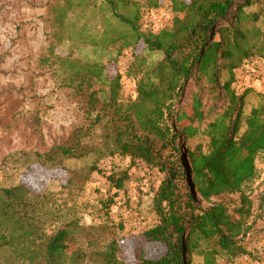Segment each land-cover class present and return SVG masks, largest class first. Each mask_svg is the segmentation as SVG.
Segmentation results:
<instances>
[{
    "label": "trees",
    "instance_id": "1",
    "mask_svg": "<svg viewBox=\"0 0 264 264\" xmlns=\"http://www.w3.org/2000/svg\"><path fill=\"white\" fill-rule=\"evenodd\" d=\"M130 1L104 0L108 16L103 18L101 38L108 49L118 44L117 56L124 50L133 56V49L139 43L144 45L151 60L135 57L125 72L135 83L136 97L121 101L122 74L116 73L108 81L106 66L101 63L63 58L60 64L71 68L69 83H77L75 88L87 101L85 111L94 117L88 128L72 131L58 146L43 154L27 155L26 161L54 167L67 160L88 159L72 177L71 183L80 191L91 173L103 174L98 167L101 160L125 159L129 162L125 170H113L106 176L109 187L120 190L128 180V170L137 163L164 169L161 154L168 148L176 152L179 136L184 140L203 136L206 150L199 147L188 154L185 175L190 188L180 192L176 169L167 175L153 197L159 222L140 236L143 243L163 245L166 252L148 258L143 247L137 246L136 264H184L181 255L196 251L200 241L214 240L231 256L244 254L235 242L244 232L242 221H235L223 204H210V200L240 194L238 213L248 215L251 201L244 192L257 179L256 160L264 157V95L258 94L257 104L244 113L249 92L238 96L232 89L234 70L253 56L264 59V45H256L264 33L243 26L258 20L257 15L244 12L254 0H241L229 21L225 20L232 0H172V24L156 33L142 28L141 14L143 9L158 7V0ZM121 7L128 13L120 12ZM225 63L228 79L219 88V70ZM101 82L108 89L93 90L94 84ZM191 83L197 91L190 93V103L181 105ZM205 89L212 95L220 89L225 100L210 122L207 117L212 107L204 112L202 103ZM52 197L34 194L24 185L0 188V259L9 254V260L0 264H123L117 258V237L109 232L113 197L100 202L107 219L97 225H81L75 217H57L60 212ZM195 198L209 204L198 214H194ZM49 215L56 222L53 229L45 230ZM216 253L206 250L204 264H218Z\"/></svg>",
    "mask_w": 264,
    "mask_h": 264
},
{
    "label": "rangeland",
    "instance_id": "2",
    "mask_svg": "<svg viewBox=\"0 0 264 264\" xmlns=\"http://www.w3.org/2000/svg\"><path fill=\"white\" fill-rule=\"evenodd\" d=\"M133 2L141 4L143 1H130ZM171 2L158 0L159 4L170 6ZM240 2L232 0L225 21L231 19ZM126 10L120 8V12L128 13ZM244 12L257 15L258 20L243 26L264 33V0H254ZM107 16L104 0H0V188L24 185L34 194L52 195L60 212L57 217H75L81 225L103 224L107 218L100 209V202L113 197L108 224L111 225L110 236H116L118 240L117 258L123 264H136L134 249L137 246L143 247L148 258L166 252L163 245L145 244L140 236L159 222L153 197L167 175L176 169L181 180L180 192L190 188L189 178L185 175L189 168L188 154L197 152L199 147L206 150L207 140L203 136L190 140L179 136L175 140L177 151L168 148L161 154L164 169L137 163L128 170V180L120 190L110 188L106 176L113 170H125L129 165L125 159L101 160L98 167L103 174L91 173L80 191L71 181L73 175L86 166L88 159L67 160L54 167L40 166L31 159L26 161L27 155L43 154L58 146L72 131L88 128L94 117V114L86 113L84 104L87 101L75 88L77 83H69L71 68L60 64L63 58L70 62L101 63L106 66L108 81L116 73L122 74L121 101L136 97L135 83L125 74L132 61L121 67L118 44L108 49L101 38L103 18ZM256 45H264V36ZM132 53L131 60L135 57L136 60L144 57L151 60L142 43ZM245 62L233 72L232 89L238 96L248 90L244 98V113H247L257 104V95H264V59L253 56ZM226 66L225 63L219 70V88L228 79ZM100 88L108 89L104 82L93 86V90ZM196 91L197 87L191 83L180 100L181 105L190 103V93ZM202 103L204 112L212 107V113L207 117L210 122L225 104L222 91L219 89L212 95L205 89ZM256 168L257 179L244 192L251 201L248 215L238 213L242 205L240 194H226L210 200V204H223L235 221H242L244 232L235 242L246 253L231 256L221 251L214 240L200 241L196 251L181 255L184 264H204L206 250L217 252L214 257L218 264H264V157L256 160ZM175 182L179 184L178 180ZM195 202L194 214L209 206L198 198ZM47 218L45 230H51L56 219L50 215ZM184 234L186 236L187 231ZM4 255V259L9 260V254Z\"/></svg>",
    "mask_w": 264,
    "mask_h": 264
},
{
    "label": "built area",
    "instance_id": "3",
    "mask_svg": "<svg viewBox=\"0 0 264 264\" xmlns=\"http://www.w3.org/2000/svg\"><path fill=\"white\" fill-rule=\"evenodd\" d=\"M174 13L169 4H160L156 8L143 9L141 14L142 28L152 33L159 32L172 24ZM131 51L124 50L121 54L120 66L129 64L131 61Z\"/></svg>",
    "mask_w": 264,
    "mask_h": 264
}]
</instances>
